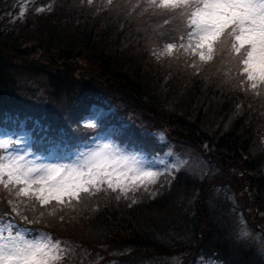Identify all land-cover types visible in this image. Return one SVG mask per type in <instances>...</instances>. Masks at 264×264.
<instances>
[{"label":"trees","instance_id":"1","mask_svg":"<svg viewBox=\"0 0 264 264\" xmlns=\"http://www.w3.org/2000/svg\"><path fill=\"white\" fill-rule=\"evenodd\" d=\"M135 3L27 0L22 18L0 28V125L22 119L38 152L117 124L114 139L147 152L170 144L187 164L171 184L154 185V197L135 194L131 207L102 196L74 213L49 207L54 214L29 227L66 241L67 264H264V102L249 107L243 93L221 92L211 70L197 78L167 56L157 61L146 38L156 24L136 15ZM100 101L112 111L84 124ZM157 129L162 144L145 133ZM240 217L250 238L240 237Z\"/></svg>","mask_w":264,"mask_h":264},{"label":"snow or ice","instance_id":"2","mask_svg":"<svg viewBox=\"0 0 264 264\" xmlns=\"http://www.w3.org/2000/svg\"><path fill=\"white\" fill-rule=\"evenodd\" d=\"M133 8L156 24L146 38L153 42L150 51L157 61L167 56L197 78L211 70L221 92L243 93L249 107L255 99L264 102V0H136ZM45 10L51 11L52 5L36 9ZM236 110L241 111L240 104ZM32 143L25 131L0 138V264H67L66 241L29 227L40 224L45 214L53 215L49 207L74 213L86 200L102 196L130 200L131 207L141 189L144 198L154 197L159 189L153 186L171 184L187 164L176 158L163 171H154L151 162L108 142L85 144L87 151L70 154L50 149L48 155L34 152ZM59 221L68 222L64 214ZM238 223L240 237L250 238L243 217Z\"/></svg>","mask_w":264,"mask_h":264},{"label":"rangeland","instance_id":"3","mask_svg":"<svg viewBox=\"0 0 264 264\" xmlns=\"http://www.w3.org/2000/svg\"><path fill=\"white\" fill-rule=\"evenodd\" d=\"M26 1L27 0H16L15 3L12 4L11 6L0 8V28L14 25L17 21H19L22 18L24 11L26 10ZM100 104H105V103L103 101H100L99 105L97 103H92L90 105L89 113L86 114L84 117L85 124L87 125L94 124L100 117H104L105 115H107L112 111L111 107L101 106ZM122 124L123 123L121 122V125ZM21 125H23L22 120L17 122L15 126H11V127H4L0 125V138H4L8 133L12 131H15L17 133H19L20 131H25L29 133V130L24 126L23 128H21ZM119 126L120 125L117 124L107 125L106 127L103 128V130L100 131V133L97 135L95 139L85 144H88L91 147H96L99 144L108 142L113 146L117 147L118 149L123 150L126 153L135 154L137 156L142 157L147 162H151L152 170L154 171L157 169L163 171L164 165L170 163L176 158L185 161L188 159V156L186 154L178 153L173 149V147L170 144L169 145L165 144L163 148L160 149V151L147 152L142 147L138 145H134L133 143L128 142L126 139H123L122 137H118L117 139H114L113 135L117 133ZM3 130H7V131H3ZM145 133L147 135H153L156 144H162L165 141L163 131L160 129H157L155 133H153L152 131H145ZM161 137H163V139H161ZM85 144H80L78 147H73L65 143L63 144L56 143L54 145L49 146L48 151L44 155H48L50 149H55L58 154H70L73 151H87V149L84 147ZM169 152L173 153L171 157L166 156V154ZM2 154H4V152ZM190 158L191 161L189 163V167L191 169H194L195 167H197L199 158L197 159L194 158L193 160H192V156ZM160 161H163V163H160ZM141 192H143V189H141L140 192L136 194H139ZM132 195H133L132 193H129V196ZM35 235H37V233L34 234L33 236ZM196 264H218V263L214 260L203 259L197 262Z\"/></svg>","mask_w":264,"mask_h":264}]
</instances>
